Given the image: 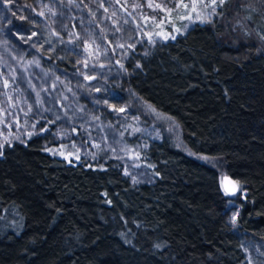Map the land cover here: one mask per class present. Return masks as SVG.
<instances>
[{
  "label": "trees",
  "instance_id": "16d2710c",
  "mask_svg": "<svg viewBox=\"0 0 264 264\" xmlns=\"http://www.w3.org/2000/svg\"><path fill=\"white\" fill-rule=\"evenodd\" d=\"M38 1L0 0L17 67L30 71L36 59L53 68L46 90H59L57 78L63 90H113V108L145 127L148 109L166 116L187 151L155 124L160 137L140 149L151 179L134 183L115 158L47 153L57 144L49 132L4 144L0 264H264V0H225L210 22L82 66V42L62 32L76 27L65 14L100 13L97 2L42 0L61 15L40 26ZM224 175L240 185L235 195Z\"/></svg>",
  "mask_w": 264,
  "mask_h": 264
},
{
  "label": "rangeland",
  "instance_id": "374dc122",
  "mask_svg": "<svg viewBox=\"0 0 264 264\" xmlns=\"http://www.w3.org/2000/svg\"><path fill=\"white\" fill-rule=\"evenodd\" d=\"M54 1L59 4L64 1L72 6L76 2ZM95 2L100 13L94 12L88 17L71 12L65 14L73 22L76 21L75 28L68 31V28L63 27L62 32L77 36L82 42L84 54L79 59L81 66L88 63L104 65L109 57L108 49L121 55L136 44L146 47L152 42L172 39L196 22H210L222 3L221 0ZM56 4L38 1L35 9L41 17L40 26L59 18L61 13ZM126 6L129 7L126 9ZM2 28L0 27V148L13 141L24 142L32 134L49 132L51 139L57 144L46 147L47 153L75 160L80 157L90 161H97L100 157L115 158L123 164L125 173L134 183L151 179L148 171L141 167L140 149L146 139L160 137L159 126L171 135L177 147L187 151L177 126L169 118L148 109L153 122L145 127L136 114L128 113L124 105L118 109L113 108L110 103L113 90H63L67 82L62 78H57L59 90H46L49 75L56 71L53 68L45 70L36 59L30 61V71L27 67H17L19 54L6 46ZM73 78L74 75L72 80ZM109 110L113 112V119L106 115ZM74 135L80 136V140H72ZM197 158L211 165H219L214 159ZM255 244L253 245H259ZM258 250L257 254L263 255V250Z\"/></svg>",
  "mask_w": 264,
  "mask_h": 264
},
{
  "label": "snow or ice",
  "instance_id": "6c2138e0",
  "mask_svg": "<svg viewBox=\"0 0 264 264\" xmlns=\"http://www.w3.org/2000/svg\"><path fill=\"white\" fill-rule=\"evenodd\" d=\"M221 2H223V0H221ZM185 7H187V6L185 5ZM120 111H123V109H120ZM225 181H226L225 188H224L225 192L229 195H235L236 192L238 191V189L240 188V185L234 181H227V178H225ZM228 184H231V187H229ZM231 202L232 201H229V203H231ZM237 215H238V213H237ZM232 219H233V221H235L236 216H233Z\"/></svg>",
  "mask_w": 264,
  "mask_h": 264
},
{
  "label": "water",
  "instance_id": "95a60500",
  "mask_svg": "<svg viewBox=\"0 0 264 264\" xmlns=\"http://www.w3.org/2000/svg\"><path fill=\"white\" fill-rule=\"evenodd\" d=\"M225 178H227V181H234L230 176L225 175V176L222 178V180H221V186H222L223 190H224V188H225V183H226ZM234 182H235V181H234ZM228 186L231 187V184H228ZM224 192H225V190H224ZM225 193H226V192H225ZM236 193H237V192H236ZM226 194H227V193H226ZM227 195H229V194H227ZM230 196H232V195H230Z\"/></svg>",
  "mask_w": 264,
  "mask_h": 264
}]
</instances>
